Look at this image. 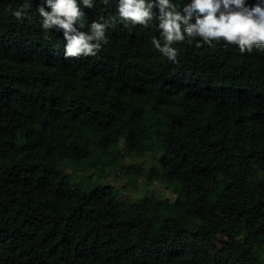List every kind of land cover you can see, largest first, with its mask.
<instances>
[{
    "label": "trees",
    "instance_id": "obj_1",
    "mask_svg": "<svg viewBox=\"0 0 264 264\" xmlns=\"http://www.w3.org/2000/svg\"><path fill=\"white\" fill-rule=\"evenodd\" d=\"M43 2L0 0V264H264V50L186 37L173 63L152 44L154 18L65 58L62 31L41 27ZM171 2L182 12L190 0ZM117 5L81 4L78 30ZM121 142L136 157L157 151L147 178L172 201L122 200L64 172L101 178L120 167Z\"/></svg>",
    "mask_w": 264,
    "mask_h": 264
},
{
    "label": "clouds",
    "instance_id": "obj_2",
    "mask_svg": "<svg viewBox=\"0 0 264 264\" xmlns=\"http://www.w3.org/2000/svg\"><path fill=\"white\" fill-rule=\"evenodd\" d=\"M103 2L107 4L108 0ZM81 4L91 8L93 0H44L36 9L46 35L50 30L62 31L65 58L96 56L102 45L108 43L106 31L117 23L148 28L154 18L158 21L160 38L153 37L152 44L173 63L177 62L178 54L173 45L182 43L186 37L189 42L198 39L209 46L222 42L234 45L241 54L264 50V0H256L251 6L246 0H190L182 12L171 0H118L117 15L103 23L92 22L87 33L77 28V25L85 27ZM154 8L158 15L154 14ZM28 9L29 4L25 3L12 14L22 20Z\"/></svg>",
    "mask_w": 264,
    "mask_h": 264
},
{
    "label": "rangeland",
    "instance_id": "obj_3",
    "mask_svg": "<svg viewBox=\"0 0 264 264\" xmlns=\"http://www.w3.org/2000/svg\"><path fill=\"white\" fill-rule=\"evenodd\" d=\"M157 158L156 150L141 157L130 155L124 150L123 142H121L117 160L120 167L112 168L106 164L101 178L96 179L98 172L87 166L83 168L68 167L64 172L72 176L71 180L80 183L85 190H88L86 187L89 184L88 181H97L112 186L117 190V195L122 200L135 202L138 197L145 195L172 201L175 197L174 194L157 175L151 173V178H147L149 172H157ZM101 160L104 158L101 157Z\"/></svg>",
    "mask_w": 264,
    "mask_h": 264
}]
</instances>
